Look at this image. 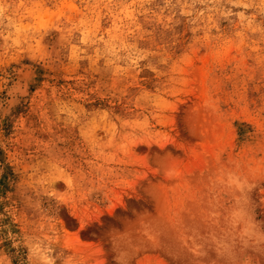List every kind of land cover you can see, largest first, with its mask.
I'll use <instances>...</instances> for the list:
<instances>
[{
  "label": "rangeland",
  "instance_id": "rangeland-1",
  "mask_svg": "<svg viewBox=\"0 0 264 264\" xmlns=\"http://www.w3.org/2000/svg\"><path fill=\"white\" fill-rule=\"evenodd\" d=\"M0 264H264V0H0Z\"/></svg>",
  "mask_w": 264,
  "mask_h": 264
}]
</instances>
